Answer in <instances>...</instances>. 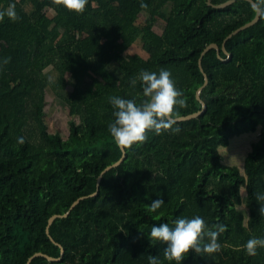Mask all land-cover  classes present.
<instances>
[{
  "label": "trees",
  "instance_id": "1",
  "mask_svg": "<svg viewBox=\"0 0 264 264\" xmlns=\"http://www.w3.org/2000/svg\"><path fill=\"white\" fill-rule=\"evenodd\" d=\"M228 1L143 0L142 9L141 0H89L78 14L54 0H0V9L14 3L21 18L0 22V264H28L37 253L61 259L32 264H148L150 254L175 264L164 259L163 243L148 239L150 229L196 215L227 226L218 238L222 250L190 252L182 264H264V248L255 256L242 248L252 236L264 237L254 196L264 193V17L225 42L257 17L247 0L221 9L208 4ZM211 44L220 56L211 49L202 58ZM135 45L140 52L127 54ZM5 57L11 59L3 65ZM161 68L187 100L174 119L204 104L205 112L175 122L178 134L150 131L145 143L126 149L100 191L50 227L55 244L49 219L95 192L98 176L122 157L108 132V98H142L130 79ZM48 88L68 110L67 138L47 125ZM257 131L245 173L221 162V146ZM156 199L164 205L148 211Z\"/></svg>",
  "mask_w": 264,
  "mask_h": 264
},
{
  "label": "clouds",
  "instance_id": "2",
  "mask_svg": "<svg viewBox=\"0 0 264 264\" xmlns=\"http://www.w3.org/2000/svg\"><path fill=\"white\" fill-rule=\"evenodd\" d=\"M54 3H62L69 11L82 14L89 0H54ZM140 7L144 9L148 5L141 0ZM251 7L254 13L264 17V0H253ZM5 17L12 22L21 19L14 3L0 9V22H3ZM10 59V57L3 58L2 64H8ZM138 82L142 89V98L138 99L135 96L130 99L120 96L108 98L114 110V120L109 123L108 132L114 142L123 149L145 143L148 139L147 133L150 131L156 135L166 131L178 134L180 128L173 127L174 112L177 107L187 106L186 97L182 90L177 89L169 70L161 68L156 72L142 69L136 77L130 79L129 84L135 88ZM17 142L23 144L25 138L19 137ZM254 196L260 204L259 215L264 217V193H254ZM164 203L163 199H156L147 206L148 211L155 213ZM226 229L227 226L222 223L208 225L199 215L192 218L178 217L172 222V226L168 223L153 225L148 239L152 243L161 242L165 245L163 252L165 260L182 264L190 252L198 256L219 253L222 245L218 238ZM242 248L248 256H255L259 248H264V237L252 236ZM148 264H162V261L159 256L150 254Z\"/></svg>",
  "mask_w": 264,
  "mask_h": 264
},
{
  "label": "rangeland",
  "instance_id": "3",
  "mask_svg": "<svg viewBox=\"0 0 264 264\" xmlns=\"http://www.w3.org/2000/svg\"><path fill=\"white\" fill-rule=\"evenodd\" d=\"M171 5H167L164 8L166 14L170 13ZM144 17L140 20L141 24H144ZM159 32V29L156 28ZM140 52L137 45L130 48L127 54L134 55ZM48 77H53L54 71L52 68L46 70ZM46 122L51 132H59L64 138L69 135V122L71 118L68 115L67 108L56 99L54 92L48 88L47 105H46ZM259 138V131L251 132L244 135H237L231 138L230 143L227 146H221L219 153L221 156V162L225 165L238 166L243 173H245L246 158L250 151L254 141ZM243 194L246 198L247 187H243Z\"/></svg>",
  "mask_w": 264,
  "mask_h": 264
},
{
  "label": "water",
  "instance_id": "4",
  "mask_svg": "<svg viewBox=\"0 0 264 264\" xmlns=\"http://www.w3.org/2000/svg\"><path fill=\"white\" fill-rule=\"evenodd\" d=\"M236 1H237V0H230V1H228V2H226V3H224V4H222V5H218V6L212 5L210 2H209L208 4H209L210 6H213L214 8L221 9V8H226L227 6H230V5L234 4ZM247 1L253 3V0H247ZM259 20H260V16L257 15V17H256L252 22L246 24L245 26H243V27H241V28L235 30L233 33H231V34L226 38L225 42H227V41H228L229 39H231L233 36H235V35H237V34L243 32L244 30H246V29H248V28H250V27H252V26H254V25H256V24L259 22ZM225 42H224V44H223V51H224L225 54H227V55L229 56V54H228V52H227V50H226V48H225ZM211 49H217V50H218V55L220 56V52H219V48H218V46H217L216 44H211V45H209V46L204 50V52L202 53V56H201V57L203 58L204 55H205L209 50H211ZM202 58H201L200 60H202ZM220 59H221V57H220ZM200 67H201V69H202V71H203V67H202V62H201V61H200ZM205 76H206L205 83H207V82H208V79H207V75H206V73H205ZM197 100H200V101H201L200 96H198V93H197ZM206 108H207V107H206V104H204V105H203V109H202L201 111H198V112H196V113H193V114H190V115H187V116L179 117V118H176V119H174V120H175V122H184V121H188V120H191V119L197 118L198 116H201V115L205 112ZM121 149H122V153H123V154H122V157H121L119 160H117L114 164L109 165V166L103 171V173H102L100 176H98V179H97V190H96L95 192H93V193H91V194H89V195L81 196V198H79L78 200H76V201L72 204V206H71V208H70V210L68 211L67 214H65V215H54V216H52V217L49 219L46 233H47V235H48L50 238H51V235H50V227L53 225V223H54L57 219H59V218H64V217H68L69 214L71 213V211H72V210H73V209H74V208L80 203V201H82V200H84V199H86V198H89V196H94V195H96V194L98 193V191H100V186H101V183H102V180H103V176H104L108 171L112 170L114 167L120 165V164L123 162V160L126 158V155H127V151H126V149H123V148H121ZM51 240H52V242H54L55 244H57L52 238H51ZM57 245H58V244H57ZM61 254H62V255L64 254V249H63L62 247H61ZM39 257H44V258H46V259H47L48 261H50V262H56V261H59V260L61 259V258L56 259V258H53V257H51V256H49V255H46V254H43V253H37V254H35L33 257L30 258L28 264H32V262H33L36 258H39Z\"/></svg>",
  "mask_w": 264,
  "mask_h": 264
}]
</instances>
